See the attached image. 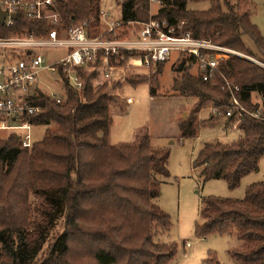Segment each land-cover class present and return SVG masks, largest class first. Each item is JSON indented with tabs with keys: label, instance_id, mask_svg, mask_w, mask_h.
<instances>
[{
	"label": "trees",
	"instance_id": "trees-1",
	"mask_svg": "<svg viewBox=\"0 0 264 264\" xmlns=\"http://www.w3.org/2000/svg\"><path fill=\"white\" fill-rule=\"evenodd\" d=\"M190 1H209L211 7L192 11L187 7ZM163 3L152 19L167 20L175 35L211 40L259 62L230 57L209 81L203 80L194 60L178 57L173 64V91L180 97L208 99L211 106L225 110L229 92L221 75L240 88L237 97L248 113L236 110L223 122L228 126L239 120L238 139L206 144L195 164L203 169L205 181L224 180L235 189L259 171L264 158V38L251 21V4ZM58 6L65 22L75 19L72 24H78L99 12L101 0H61ZM120 6L123 21L151 19L149 0H124ZM41 25L19 17L14 28L2 33L40 36L48 30ZM165 64L156 66L155 75L164 72ZM83 78L82 93L68 89L61 104L42 92L33 99L42 111L32 122L53 127L47 141L31 149L22 148L15 138L0 143V264H167L176 257L177 245L160 240L171 222L152 202L160 193V178L167 175L166 151L147 143L143 133L133 145L110 147L111 106L116 99L107 92L108 82L95 86V73ZM151 95L156 96L154 87ZM212 119L202 125L196 119L182 122L181 137H195L201 126L222 122ZM101 148H109L105 166L84 180L91 164L87 151ZM81 161L88 165L84 171ZM200 216L199 236L234 234L242 242L230 253L232 264H264V181L251 184L242 200L206 198Z\"/></svg>",
	"mask_w": 264,
	"mask_h": 264
},
{
	"label": "built area",
	"instance_id": "built-area-1",
	"mask_svg": "<svg viewBox=\"0 0 264 264\" xmlns=\"http://www.w3.org/2000/svg\"><path fill=\"white\" fill-rule=\"evenodd\" d=\"M60 1L0 0V10L5 14L4 22L0 23L1 142L15 138L22 148H32L39 141L35 130L40 126L31 118L42 111L32 101L40 92L61 104L68 97V89L82 93L85 73L97 75L95 86L100 79L120 84L125 80H121L122 74H126L122 62L136 56L141 57L144 67L155 72L158 64L168 62L177 53L178 57L199 65L204 81L213 80L220 65L233 56L259 63L211 40L197 39L189 33L175 35L176 29L167 20L152 19L156 14L154 7L162 9L163 0H149L151 19L147 22H126L100 9L93 20L78 24H72L75 19L70 23L62 19ZM123 1L117 0V4ZM19 17L38 22L41 27L45 25L48 30L40 36L35 32L4 36L2 29L14 28ZM55 49H65L66 53L51 60V51ZM221 76L229 92V106L225 110L210 106V113L226 123L236 110L240 114L248 112L237 97L240 88L233 80ZM50 87L52 90L48 91ZM124 100L129 106L135 104L132 97ZM47 133L49 138V129L43 140Z\"/></svg>",
	"mask_w": 264,
	"mask_h": 264
},
{
	"label": "rangeland",
	"instance_id": "rangeland-1",
	"mask_svg": "<svg viewBox=\"0 0 264 264\" xmlns=\"http://www.w3.org/2000/svg\"><path fill=\"white\" fill-rule=\"evenodd\" d=\"M248 2L251 4V21L264 38V0ZM187 7L192 11H206L210 9L211 4L209 1H190ZM101 9L112 12L115 18H121V6L117 4V0H101ZM156 11L157 8L154 7V12ZM95 15L96 11H93L87 20H93ZM245 41L251 46L249 39L246 38ZM65 53V49H55L51 51L50 58L56 60ZM177 59V53H173L165 64L164 72L156 75V72L143 66L141 57L136 56L122 62L126 73L121 76V80L125 78L124 82H108L107 92L116 99V104L111 106L110 143L113 146L133 145L143 133L147 143L166 151L167 175L160 178V193L152 202L156 208L168 215L171 222L170 229L160 240L177 245L176 257L167 264H207V261L214 259L215 264H232L230 253L239 250L242 242L234 234L199 236L197 226L202 224V203L209 197L244 199L251 184L264 181V158L260 162L259 171L245 177L235 189H231L224 180H204L203 169L195 167L204 146L216 143L231 144L238 139V124L235 122L226 126L221 119V123L201 126L195 137H181L179 126L182 122L196 119V122L202 125L213 119L210 113L211 100L184 98L173 91V64ZM103 82L105 81L100 79L96 87ZM152 87L155 88L156 96L151 95ZM50 90L52 87L48 91ZM125 97L134 98L135 104L127 105ZM52 128H36L38 144L49 139L47 133L43 140L45 131ZM90 150L87 151L91 161L89 168L84 161L80 162L83 171L88 168L85 172L87 178L84 180L94 178L107 162H100L93 157L92 152L90 154ZM60 227L61 225L58 228Z\"/></svg>",
	"mask_w": 264,
	"mask_h": 264
},
{
	"label": "crops",
	"instance_id": "crops-1",
	"mask_svg": "<svg viewBox=\"0 0 264 264\" xmlns=\"http://www.w3.org/2000/svg\"><path fill=\"white\" fill-rule=\"evenodd\" d=\"M113 146L112 143H110V147ZM105 150V152H103ZM91 152L93 153V157H95L96 159L100 160V162H104L107 157H108V153H109V148H102L99 150H90V154Z\"/></svg>",
	"mask_w": 264,
	"mask_h": 264
},
{
	"label": "water",
	"instance_id": "water-1",
	"mask_svg": "<svg viewBox=\"0 0 264 264\" xmlns=\"http://www.w3.org/2000/svg\"><path fill=\"white\" fill-rule=\"evenodd\" d=\"M5 19V14L1 12L0 10V23H3ZM13 19H16V16L13 15Z\"/></svg>",
	"mask_w": 264,
	"mask_h": 264
}]
</instances>
